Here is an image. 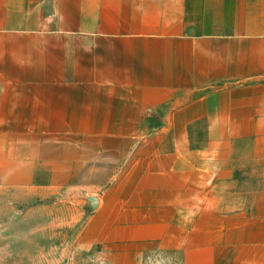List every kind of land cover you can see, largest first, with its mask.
<instances>
[{
	"label": "crops",
	"instance_id": "0c3cea01",
	"mask_svg": "<svg viewBox=\"0 0 264 264\" xmlns=\"http://www.w3.org/2000/svg\"><path fill=\"white\" fill-rule=\"evenodd\" d=\"M0 139L85 247L264 264V0H0Z\"/></svg>",
	"mask_w": 264,
	"mask_h": 264
},
{
	"label": "rangeland",
	"instance_id": "374dc122",
	"mask_svg": "<svg viewBox=\"0 0 264 264\" xmlns=\"http://www.w3.org/2000/svg\"><path fill=\"white\" fill-rule=\"evenodd\" d=\"M5 149L0 139V264H180L179 252L167 245L145 246L135 258L132 243L119 237L83 246L84 237L76 236L85 215L76 221L68 194L52 193L66 178L52 166L7 160Z\"/></svg>",
	"mask_w": 264,
	"mask_h": 264
}]
</instances>
